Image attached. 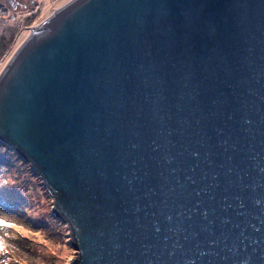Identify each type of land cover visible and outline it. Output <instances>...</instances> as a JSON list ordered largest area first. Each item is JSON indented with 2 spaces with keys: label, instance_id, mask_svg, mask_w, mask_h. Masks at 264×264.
Instances as JSON below:
<instances>
[{
  "label": "water",
  "instance_id": "95a60500",
  "mask_svg": "<svg viewBox=\"0 0 264 264\" xmlns=\"http://www.w3.org/2000/svg\"><path fill=\"white\" fill-rule=\"evenodd\" d=\"M0 72V140L68 264H264V0H69Z\"/></svg>",
  "mask_w": 264,
  "mask_h": 264
},
{
  "label": "rangeland",
  "instance_id": "374dc122",
  "mask_svg": "<svg viewBox=\"0 0 264 264\" xmlns=\"http://www.w3.org/2000/svg\"><path fill=\"white\" fill-rule=\"evenodd\" d=\"M16 1L20 4L13 6L0 0V72L30 28L69 0ZM52 201L30 164L0 140L1 260L7 251L9 264H68L76 256L68 227L54 215Z\"/></svg>",
  "mask_w": 264,
  "mask_h": 264
},
{
  "label": "trees",
  "instance_id": "16d2710c",
  "mask_svg": "<svg viewBox=\"0 0 264 264\" xmlns=\"http://www.w3.org/2000/svg\"><path fill=\"white\" fill-rule=\"evenodd\" d=\"M3 179V175L1 177ZM5 180V179H4ZM25 238V237H23ZM9 251L6 252L7 255H5L2 260L5 261V264H9V260H10V256H9ZM1 260V257H0V264H4V262Z\"/></svg>",
  "mask_w": 264,
  "mask_h": 264
},
{
  "label": "flooded vegetation",
  "instance_id": "af4514ba",
  "mask_svg": "<svg viewBox=\"0 0 264 264\" xmlns=\"http://www.w3.org/2000/svg\"><path fill=\"white\" fill-rule=\"evenodd\" d=\"M8 2L11 3L13 6H15L16 4H20V2L16 0H8Z\"/></svg>",
  "mask_w": 264,
  "mask_h": 264
}]
</instances>
